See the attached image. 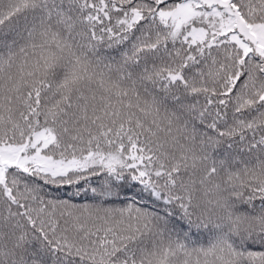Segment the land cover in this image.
Here are the masks:
<instances>
[{"label": "snow or ice", "instance_id": "obj_1", "mask_svg": "<svg viewBox=\"0 0 264 264\" xmlns=\"http://www.w3.org/2000/svg\"><path fill=\"white\" fill-rule=\"evenodd\" d=\"M0 264H264V0H0Z\"/></svg>", "mask_w": 264, "mask_h": 264}]
</instances>
